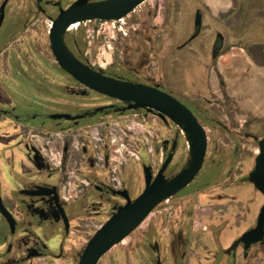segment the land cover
Listing matches in <instances>:
<instances>
[{
  "label": "flooded vegetation",
  "instance_id": "1",
  "mask_svg": "<svg viewBox=\"0 0 264 264\" xmlns=\"http://www.w3.org/2000/svg\"><path fill=\"white\" fill-rule=\"evenodd\" d=\"M106 1L0 0V264H79L96 232L144 191L145 168L151 184L185 165L187 136L166 114L91 89L56 60L50 34L60 13ZM105 23L113 24L115 46L109 59L94 62L92 43L106 37L99 34ZM62 37L93 71L187 101L196 115L175 98L206 138L191 182L162 198L95 264L118 245L113 264H127L124 241L134 234L131 264H264V191L250 178L264 144V0H143L117 19L73 22ZM176 62L197 67L193 79L183 70L172 81L166 66ZM150 117L176 134L149 147L151 130L140 134L133 123ZM114 136L127 151L122 159ZM246 185L252 202L243 197Z\"/></svg>",
  "mask_w": 264,
  "mask_h": 264
},
{
  "label": "water",
  "instance_id": "2",
  "mask_svg": "<svg viewBox=\"0 0 264 264\" xmlns=\"http://www.w3.org/2000/svg\"><path fill=\"white\" fill-rule=\"evenodd\" d=\"M143 0H110L83 7L81 2L60 13L51 30V46L59 66L75 79L91 89L122 101H131L129 107L154 108L166 114L187 136L190 158L181 171L170 179H155L149 184V168L144 169L146 187L132 202L118 209L88 242L79 264H95L98 258L112 245L126 237L162 199L173 195L188 185L199 172L206 149V138L202 127L192 112L172 96L155 88L120 81L95 72L78 61L63 41L65 29L73 22L90 19H117L126 15ZM198 22V18H197ZM256 159V169L250 178L264 191V144ZM263 215V212H262ZM263 217L261 216V221ZM262 229V223L255 229Z\"/></svg>",
  "mask_w": 264,
  "mask_h": 264
},
{
  "label": "rangeland",
  "instance_id": "3",
  "mask_svg": "<svg viewBox=\"0 0 264 264\" xmlns=\"http://www.w3.org/2000/svg\"><path fill=\"white\" fill-rule=\"evenodd\" d=\"M155 11V9H154ZM152 12V13H155V12ZM154 15V14H153ZM161 13L160 12H156V17L155 19L153 20L154 23H157V24H160L161 23V20H162V17H161ZM113 24H110V23H105L102 25V28H100V35L102 34V31L104 32L103 34L106 35V37L103 38V40H96L94 39L93 40V50L95 49V52H94V57H93V61H104V58L103 56H105L106 58L108 57V53L111 51L112 47L114 48L115 44H114V41L110 38V35H113ZM76 27V24H74L73 28ZM72 28V29H73ZM78 28L77 29H73L72 32H73V35L79 37L81 35V32L78 31ZM84 31L86 29V27H83ZM94 38L96 36V34L94 33ZM199 37V36H198ZM198 37L196 38V40H194V45L195 47L199 45V42L200 40L198 39ZM205 37V35H201L200 38H203ZM89 39H91V37H89ZM198 39V40H197ZM201 42L203 43V40H201ZM160 44V41L158 42ZM184 52L185 53H188L187 49H184L183 51V54L178 52V54L175 55L176 59H180L181 58V55H183L184 57ZM96 57V59H95ZM193 58H199L196 54L192 55ZM109 59V57H108ZM119 62H122L121 59H119ZM176 65H168L166 66V69H167V73L168 75L170 76L171 80L172 79H177V75L179 73H182V71L184 70L185 72H187L190 77L193 79V76L195 75L194 73H196V70H197V67H194V66H190L189 69H186V62L183 63L182 65H179L178 62H176ZM64 77H62L58 72H54L52 71V80L55 81V82H58V83H64ZM190 78V79H191ZM189 77H186L185 80H184V83L187 85V82L190 83V86H191V89L192 91H194V85L193 83L195 84V81L194 80H190ZM169 80V79H168ZM173 81V80H172ZM197 84L201 85V81L197 82ZM175 98H177L181 103H183L184 105H186L194 114V110L193 108L191 107V105L185 101L184 99L180 98L179 96H177L176 94H173L171 93ZM196 115V114H195ZM151 119L149 120L148 118H146V123L145 124H140V123H133L134 124V129H136L137 132H144L145 133V129H150L151 130V134H152V137L151 138H148L149 140V144L148 146H156L157 145V142L164 136H171L173 134H176V129L175 127H170V126H166V129H158L159 127L156 126L154 124V120H156V118H153V117H150ZM128 124L132 127V123L131 121L128 122ZM121 126V125H120ZM179 130L181 131V128H179ZM114 138L116 139V141L118 142V144H116V148H120L121 149V157L119 155V153H115L116 156L119 157V159H122V154H126L127 151L124 149V147L120 146V140L118 139L117 136H114ZM189 154V152H188ZM187 154V156H188ZM185 155V147L183 146V144L181 145L179 151H178V154L176 157V159L178 158L179 159V162L183 159ZM125 156V155H123ZM155 162H156V158H155ZM196 179V178H195ZM243 197L246 199V200H250L251 202L254 201V199H256V194H255V191L252 189V187L250 185H246L245 187V190L243 192ZM139 237L138 234H134L130 237H128L127 239H125L124 241V244L127 245L130 250L128 251H125L126 253V262L127 264H131L132 263V254L135 253V248H134V245L138 246V241H137V238ZM118 248H120V246H116L114 247L106 256H104L102 258V260L100 261V264H113L115 258L117 257L118 253L122 252V248H120V252L117 251Z\"/></svg>",
  "mask_w": 264,
  "mask_h": 264
},
{
  "label": "bare ground",
  "instance_id": "4",
  "mask_svg": "<svg viewBox=\"0 0 264 264\" xmlns=\"http://www.w3.org/2000/svg\"><path fill=\"white\" fill-rule=\"evenodd\" d=\"M74 24H72L68 30H71L73 28ZM181 132L184 136H186V133L181 129ZM190 158V154H188L187 158H186V161H185V165L187 164L188 160Z\"/></svg>",
  "mask_w": 264,
  "mask_h": 264
},
{
  "label": "crops",
  "instance_id": "5",
  "mask_svg": "<svg viewBox=\"0 0 264 264\" xmlns=\"http://www.w3.org/2000/svg\"><path fill=\"white\" fill-rule=\"evenodd\" d=\"M249 97V96H248Z\"/></svg>",
  "mask_w": 264,
  "mask_h": 264
}]
</instances>
